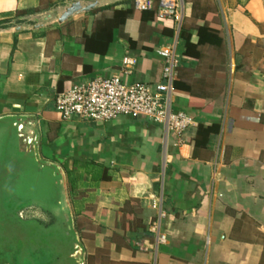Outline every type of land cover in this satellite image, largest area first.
I'll return each instance as SVG.
<instances>
[{"label": "crops", "instance_id": "0c3cea01", "mask_svg": "<svg viewBox=\"0 0 264 264\" xmlns=\"http://www.w3.org/2000/svg\"><path fill=\"white\" fill-rule=\"evenodd\" d=\"M71 1L0 0V116H33L42 157L83 193L69 200L85 264H264V0H176L180 27L157 15L159 0L143 11L119 0L11 29ZM165 45L178 60L171 109L193 120L181 134L141 116L55 110L58 92L95 77L165 83Z\"/></svg>", "mask_w": 264, "mask_h": 264}, {"label": "water", "instance_id": "95a60500", "mask_svg": "<svg viewBox=\"0 0 264 264\" xmlns=\"http://www.w3.org/2000/svg\"><path fill=\"white\" fill-rule=\"evenodd\" d=\"M119 0H73L44 13L22 15L12 22L15 32L35 30L54 23H62L77 14L113 4ZM1 30V27H0ZM63 167L44 159L40 152V138L35 118L29 115L0 116V226L13 220L3 208L6 195L13 204L38 203L47 208L67 211L74 235L73 251L69 257L74 264H85V251L75 227Z\"/></svg>", "mask_w": 264, "mask_h": 264}, {"label": "built area", "instance_id": "2783aa9c", "mask_svg": "<svg viewBox=\"0 0 264 264\" xmlns=\"http://www.w3.org/2000/svg\"><path fill=\"white\" fill-rule=\"evenodd\" d=\"M153 0H133L135 10L149 9ZM157 15L172 19L180 27L183 6L176 0H159ZM164 59L162 77L165 83L151 85L141 81L125 82L120 76L95 77L85 83H76L58 92L55 96V110L62 120L87 122L108 121L119 115L145 117L164 127L166 133L184 132L192 123V118L184 111L171 109L170 94L178 65L175 46L165 45L158 49ZM135 59L125 56L121 71L129 73ZM149 231L157 236V243H165L166 237L159 231L158 224L152 222Z\"/></svg>", "mask_w": 264, "mask_h": 264}, {"label": "rangeland", "instance_id": "374dc122", "mask_svg": "<svg viewBox=\"0 0 264 264\" xmlns=\"http://www.w3.org/2000/svg\"><path fill=\"white\" fill-rule=\"evenodd\" d=\"M65 178L68 188L72 179L68 172H65ZM67 192L70 198L69 190ZM82 196L81 192L77 194L79 198ZM3 199V208L13 220L0 226V264H67L75 242L73 233L68 231L67 211L33 202L16 205L6 195ZM70 206L74 214L75 208ZM77 225L75 222L78 230L80 224ZM69 259L72 264L73 260Z\"/></svg>", "mask_w": 264, "mask_h": 264}, {"label": "trees", "instance_id": "16d2710c", "mask_svg": "<svg viewBox=\"0 0 264 264\" xmlns=\"http://www.w3.org/2000/svg\"><path fill=\"white\" fill-rule=\"evenodd\" d=\"M68 190H69V193H70L71 197H75V196H77V194H79L81 192L80 190L77 189L76 184L74 183V181H72V179L68 183ZM73 207L75 208L74 209L75 210L74 211V216H75V219H76V217L80 214L81 210H80V207H78L76 205L75 206L73 205Z\"/></svg>", "mask_w": 264, "mask_h": 264}]
</instances>
